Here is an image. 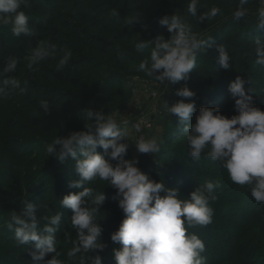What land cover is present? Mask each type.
<instances>
[{
	"label": "clouds",
	"instance_id": "1",
	"mask_svg": "<svg viewBox=\"0 0 264 264\" xmlns=\"http://www.w3.org/2000/svg\"><path fill=\"white\" fill-rule=\"evenodd\" d=\"M253 3L258 4L254 12L255 28L264 29V0H238L231 13L232 19L239 22L247 17L250 11L247 6ZM22 4L25 8L30 7V0H0V27L10 25L11 33L16 37L30 35L33 31L29 17L20 10ZM200 9L201 0H188L183 12L178 10L160 18L158 23L166 27L170 36L165 39L160 35L135 44L137 54L150 50L139 63L138 71L154 78L165 91L171 85L185 82V86L175 92L182 99L172 106L165 100L163 106L183 128L188 155L194 162H199L202 156L219 162L233 183L249 186L255 202L264 203V110L253 105L252 96L248 94L252 89L245 88L250 80L237 76L230 83L229 93L237 114L229 118L219 108L204 106L191 123L196 113V93L189 89L187 81L196 67L197 55L207 54L211 46L210 39L194 31L193 21L200 24L223 16L218 6L210 7L202 15ZM111 15L118 16L119 13L113 10ZM137 22L138 15L127 20L130 25ZM254 44L255 64L264 67V40L257 38ZM217 51L220 67L231 70L228 51L223 46ZM61 53L56 72L63 71L73 55L67 48L61 49ZM56 55L55 44L39 41L28 50L24 60L27 68L35 71L34 66L50 58L56 59ZM18 64L17 58H9L6 66L0 68V101L27 92V87H22L21 81L12 75L17 72ZM40 108L47 113L51 106L47 100H41ZM83 114L88 121L94 117L95 122H86V130L57 137L45 147L46 154L60 163L74 161V170L79 177L69 186L80 191L59 200L62 209L72 212L71 228L76 235L66 252L67 260L61 258L62 253L57 247L63 213L38 219L37 208L30 202H25L22 211L19 214L13 212L6 222L7 229L14 233L17 246H29L32 264H103L99 253L108 245L102 239L103 228L96 218L107 197L105 192H96L87 185L106 181L114 189L113 199L118 201L124 216L118 230L110 236L113 244L121 246L113 249L115 264H207V258L202 255L206 251L204 241L195 233L189 234L187 228L206 227L213 222L214 210L210 202L216 200L214 192L219 182L206 181L191 193L190 198L182 200L178 190L150 179L138 167V159H125L131 135L126 126L128 121H118L117 113L105 114L92 109H85ZM142 126H147L144 119L132 124V129L141 133ZM134 144L138 154L155 155L161 151L163 140L155 135H139ZM41 219L45 221L43 227ZM49 255L51 258L46 259Z\"/></svg>",
	"mask_w": 264,
	"mask_h": 264
},
{
	"label": "rangeland",
	"instance_id": "2",
	"mask_svg": "<svg viewBox=\"0 0 264 264\" xmlns=\"http://www.w3.org/2000/svg\"><path fill=\"white\" fill-rule=\"evenodd\" d=\"M39 1L43 2H37ZM62 3L61 9L53 15L54 21L44 26L34 44V47L39 41L55 44L56 59L42 61L34 66L37 70L31 71L24 60L28 54L26 51L18 59L17 72L12 74L21 81L22 87H27L26 94H14L9 99L0 101V217L3 218L0 220V264H32L29 246H17L14 233L7 229L6 222L13 212L19 214L22 211L25 202L36 206L38 219L43 217L39 204L25 191L26 181L30 176L39 177L51 169L67 173L64 163L48 156L45 147L57 137L64 138L72 132L86 130V122L94 123V117L88 121L84 116L85 109L103 111L105 114L117 113L118 121H128L126 126L131 135L125 159H138V167L150 179L178 190L182 200L190 198L191 193L198 188L197 181H188L186 168L177 153L178 150L189 151L186 136H181L182 131L177 130V118L172 114L168 115L163 106L165 100L172 106L182 99L175 92L184 87L185 82L171 85L165 91L154 78L138 71L139 63L149 55L150 50H145L143 54L135 52L138 41L154 39L160 35L165 39L169 38L166 27H162L158 21L175 11L183 12L188 0H65ZM237 3L238 0H201V15L210 7L218 6L222 9L223 16L200 24L193 21L194 31L203 33L206 39H210L211 45L207 54L197 55L196 67L187 81L189 89L196 93L195 103L202 94L201 90L211 85L213 79L224 78L228 82L226 87L229 88L237 76L246 80V76L258 74L256 67L251 68V61L256 58L254 41L259 35L264 40V29L255 28L248 33L242 25L238 26L243 18L237 22L231 16ZM247 7L250 9L249 15L244 18L255 19L254 12L258 4L253 3ZM20 10L23 11L24 8ZM113 10L119 15L112 16ZM29 11L30 8H25L24 12ZM137 15V23H127L130 17ZM98 17L103 26L96 22ZM33 19L34 16L29 17V25ZM8 29L9 26L0 27V31H5L9 36ZM8 36L3 37L2 41L8 43ZM219 46H223L231 57L229 71L223 70L216 60ZM64 48L73 55L64 70L56 72L55 66L62 55L61 49ZM4 53L0 54V60L3 61L0 68L6 66ZM83 61L89 67L84 75L72 74L70 69L73 63ZM258 84L260 91L257 95H260L264 93V74L258 77ZM105 85L108 90L104 89ZM41 100L49 102V112L45 113L40 108ZM252 103L258 107L255 99H252ZM207 107L221 110L218 105ZM230 107L234 108V102ZM227 112L230 113V110ZM140 119H144L147 126H142L141 133H135L132 124ZM139 135H155L162 139L161 151L155 155L138 154L134 143ZM15 149L18 151L16 153L25 152L24 156L18 158L12 155ZM98 151L103 153L102 149ZM202 159L205 158L202 156ZM69 167L75 171L73 164ZM87 186L96 192H105L107 197L96 219L103 228L102 239L108 245L107 248H110L114 245L110 236L118 230L124 218L118 208V201L113 199L115 191L106 181H97ZM44 223L41 219V227ZM72 230L62 234V242L65 243L58 249L62 253L61 258L65 260L67 250L72 247L71 241L76 238L75 231ZM50 258V255L46 257Z\"/></svg>",
	"mask_w": 264,
	"mask_h": 264
},
{
	"label": "trees",
	"instance_id": "3",
	"mask_svg": "<svg viewBox=\"0 0 264 264\" xmlns=\"http://www.w3.org/2000/svg\"><path fill=\"white\" fill-rule=\"evenodd\" d=\"M37 1L30 2V7L27 8H30L31 11L25 13L30 15L28 17L34 16L32 24H30L33 30L30 35L16 37L11 33L10 25L7 31L9 36L5 31H2L3 28L0 31V54L5 52L4 55L7 60L9 58L19 59L28 49L34 47L42 29L54 21L53 15H55L57 10L61 9L62 2L65 0ZM22 8L25 11L23 4L21 5ZM96 22L100 23V19ZM255 24V19L243 18L238 23V26L242 25L249 33L255 29ZM100 25L103 26V23H100ZM5 36L9 37L8 43L2 41V38ZM258 38L262 39V36L259 35ZM246 41L249 42V40ZM2 62L0 60V64ZM251 62V68L255 69L256 67L258 74H251L252 77L246 76V81L250 80V82L246 84L245 88L246 90L253 88L252 92L248 94L252 96V99L256 100L258 108L264 110V93L257 95L260 91L258 77L260 78L264 74V67L256 65L255 60ZM87 68L89 67L86 66L85 61L74 62L70 71L74 75L82 76ZM227 85V80L224 78L221 79L220 77L219 79L211 80V85H207L204 87L205 90H201L202 94L198 98L197 103H195L196 113L193 115L191 123L195 122V115L198 114L199 109L204 106L207 107L208 105L220 106L222 114L229 118L237 114L235 109L230 107L233 106L234 101L230 97L229 88L226 87ZM224 87L228 89L225 90ZM104 89L108 90L109 88L105 85ZM75 92L78 91L75 90ZM228 110H230V113H226ZM177 128V130L182 131L181 136H186L183 128L179 126L178 120ZM16 152H18L17 149L14 152L12 151V155L18 158L25 154L22 151H19V153ZM177 153L179 157L181 156V161H183L186 168L187 174H184L187 175L188 181H197L198 187L203 186L206 181L219 182V187L214 192L216 200L210 202V207L214 210V222L206 227L196 226L187 228L189 234L195 233L204 241L206 251L202 255L207 258V264H264V203L258 204L255 202L250 194L249 186H240L229 181L227 171L220 166L219 162L202 158L199 162H194L187 151L178 150ZM72 164L74 166V161L64 163V168L68 174L51 169L43 172L39 177H35L37 175L30 176L25 185L26 193L39 204V210H41L43 217L52 216L58 212L63 213L61 229L57 233L58 249L62 243H65L62 242V234L72 230V212L71 210L62 209L59 200L72 191H80L69 186L72 181L79 179L75 171L73 172L69 167ZM225 173L226 175L224 176ZM73 231L75 230L73 229ZM118 247H120L119 244H114L99 253L103 257V264H115L113 249H118Z\"/></svg>",
	"mask_w": 264,
	"mask_h": 264
}]
</instances>
